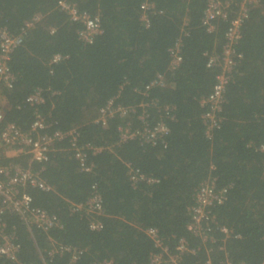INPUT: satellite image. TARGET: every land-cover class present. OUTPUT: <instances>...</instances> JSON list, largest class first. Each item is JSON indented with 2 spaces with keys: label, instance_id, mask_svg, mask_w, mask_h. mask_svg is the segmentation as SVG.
<instances>
[{
  "label": "trees",
  "instance_id": "1",
  "mask_svg": "<svg viewBox=\"0 0 264 264\" xmlns=\"http://www.w3.org/2000/svg\"><path fill=\"white\" fill-rule=\"evenodd\" d=\"M71 1L99 19L101 33L91 44L79 40L81 25L56 9V0H0V26L12 34L41 17L11 55L15 82L11 89L0 88L3 123L26 133L35 119H43L48 126L43 133L75 130L78 145L101 149L88 154L91 170L85 173L67 151V141L56 144L41 172L51 190L25 192L32 206L56 216L61 228L46 235L4 213L1 220L19 252L17 261L0 257V264H148L157 251L145 235L149 228L171 252L180 239L194 250L179 264H206L207 259L220 264L225 255L234 263L261 264L264 154L255 148L264 140V0L251 7L242 24L235 47L240 58L217 113L220 126L210 138L204 135L205 108L199 101L210 93L219 72L206 67V61L207 55L220 53L227 23L218 22L212 33L205 31V0ZM239 1L233 0L232 9ZM143 2L153 5L147 27L139 19ZM177 41L182 61L171 70L169 50ZM54 55L63 60L52 64ZM157 76L163 86L145 91ZM37 91L42 102L30 106L26 98ZM110 99L134 113L107 118L105 125L95 123ZM140 102L149 105L148 126H166L162 144L152 146L139 138ZM120 128L137 132L135 138L121 141ZM11 160L26 166L23 159ZM8 161L0 157V165ZM134 171L154 182L134 183ZM209 174L218 187H228L226 200L212 213L229 236L215 231L214 243L204 248L187 226L195 190ZM92 186L101 197L99 231L89 230L90 217L72 211V205L88 198ZM47 236L83 251L80 259L72 263L67 254L50 257ZM221 246L224 251H219Z\"/></svg>",
  "mask_w": 264,
  "mask_h": 264
},
{
  "label": "built area",
  "instance_id": "2",
  "mask_svg": "<svg viewBox=\"0 0 264 264\" xmlns=\"http://www.w3.org/2000/svg\"><path fill=\"white\" fill-rule=\"evenodd\" d=\"M205 8L202 13L201 26L207 33L215 30L218 22L227 23V27L223 36V45L220 53H211L207 55L206 67L218 68L219 72L215 76L214 85L210 93L201 98L199 103L205 112L202 115V124L204 125V135L211 137L214 130L220 126L218 114L224 103V93L230 80V73L237 64L240 54L237 53L235 47L241 39V27L248 18L249 10L258 3V0H240L232 9L233 0H205ZM55 7L66 15L69 21L81 25L78 38L84 44H91L96 35L100 34V24L97 16H90L86 12L80 11L76 4L71 0H56ZM151 3L143 2L139 6V19L145 27L148 26L147 14L152 10ZM41 17L36 16L32 21L24 24L18 34H12L4 27L0 26V88L11 89L15 76L10 70L9 62L13 52L22 45L28 30L39 21ZM171 70L177 68L181 64V56L179 54V41L169 50ZM63 60L60 55H54L51 63L55 64ZM162 87L163 80L161 76H157L146 87L145 91L152 87ZM143 95H146V92ZM0 101L3 99L0 97ZM26 102L30 106L38 105L42 102L39 91L33 93L26 98ZM147 103L136 105L140 110L137 117L142 124V131L139 132V138L149 144H162L167 135V128L164 124L158 123L153 127L148 126L147 119ZM4 108L0 103V152L1 158L8 159V163L0 165V257H4L11 262L17 261L19 245L15 242L14 235L6 232V224L1 220L4 213L13 214L27 226L37 229L46 235L54 229H60L59 219L50 215L42 209L32 206L31 197L25 192L27 188L38 189L40 191H49L51 188L41 178V172L44 164L48 161L49 154L54 152L56 144L64 140L67 141V151H69L78 165L81 172L88 173L91 165H88V154H95L101 149L90 145H78L77 134L75 130L66 133L54 132L46 134L43 131L48 127L43 119H35L26 133L21 132L12 123H3ZM133 112L134 109H126L115 104L114 99L107 101L104 109L100 112L95 123L105 125L106 119L119 116L123 117ZM121 141L132 140L137 132H131L128 129H119ZM138 138V139H139ZM256 151L264 154V140L255 148ZM23 159L26 163L25 167L14 164L11 159ZM37 165L38 168H34ZM213 168H210L212 171ZM131 180L135 182H154L150 178H145L138 171L132 172ZM228 187H218L216 178L209 174L206 179L195 190L193 204L189 209V223L187 230L199 241L204 248L207 244L214 243L212 234L216 231L225 237L229 233L225 227L219 226L212 210L223 204L226 200ZM73 212H81L85 216L90 217L88 228L91 231H99L102 228L101 222L97 219L102 215L101 197L97 193L95 186L91 187L88 198L79 204L72 205ZM87 217V218H88ZM145 235L151 239L154 247L157 248L156 253L151 255L148 264H179L181 257L185 254H192L194 250L187 247L183 239H180L175 245V250L171 252L163 243L155 229L149 228L145 230ZM49 238L48 255L67 254L70 262H76L80 259L83 251L70 246H62L56 244ZM224 251V247L218 248ZM208 250V251H207ZM207 252L210 249L207 248ZM210 260H206L209 264ZM97 264H110L102 262ZM220 264H243L234 263L227 258ZM261 264H264V259Z\"/></svg>",
  "mask_w": 264,
  "mask_h": 264
},
{
  "label": "crops",
  "instance_id": "3",
  "mask_svg": "<svg viewBox=\"0 0 264 264\" xmlns=\"http://www.w3.org/2000/svg\"><path fill=\"white\" fill-rule=\"evenodd\" d=\"M0 103L3 105V107L5 106V102L4 101H0Z\"/></svg>",
  "mask_w": 264,
  "mask_h": 264
}]
</instances>
